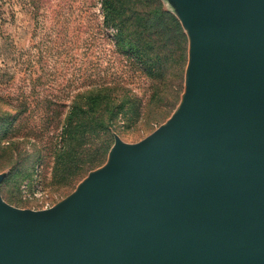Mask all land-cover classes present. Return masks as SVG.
Listing matches in <instances>:
<instances>
[{
	"label": "water",
	"instance_id": "1",
	"mask_svg": "<svg viewBox=\"0 0 264 264\" xmlns=\"http://www.w3.org/2000/svg\"><path fill=\"white\" fill-rule=\"evenodd\" d=\"M168 1L179 105L51 207L7 202L0 173V264H264V0Z\"/></svg>",
	"mask_w": 264,
	"mask_h": 264
},
{
	"label": "rangeland",
	"instance_id": "2",
	"mask_svg": "<svg viewBox=\"0 0 264 264\" xmlns=\"http://www.w3.org/2000/svg\"><path fill=\"white\" fill-rule=\"evenodd\" d=\"M0 0L3 198L51 207L173 114L189 38L168 0Z\"/></svg>",
	"mask_w": 264,
	"mask_h": 264
},
{
	"label": "trees",
	"instance_id": "3",
	"mask_svg": "<svg viewBox=\"0 0 264 264\" xmlns=\"http://www.w3.org/2000/svg\"><path fill=\"white\" fill-rule=\"evenodd\" d=\"M106 1V3H110L111 2V0H105ZM158 2H160V5H159V7H158V9H159V12H161V13H166L167 11L166 10H164L163 9V5L161 4V0H158Z\"/></svg>",
	"mask_w": 264,
	"mask_h": 264
}]
</instances>
